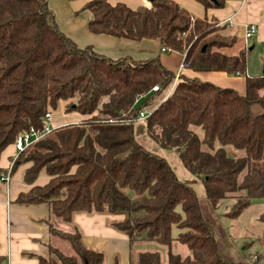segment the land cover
Segmentation results:
<instances>
[{
	"label": "trees",
	"instance_id": "obj_1",
	"mask_svg": "<svg viewBox=\"0 0 264 264\" xmlns=\"http://www.w3.org/2000/svg\"><path fill=\"white\" fill-rule=\"evenodd\" d=\"M48 1L0 0V154L30 126L41 130L45 113L56 111L60 102L62 111L81 117L57 123L18 152L10 168L13 174L30 163L21 177L31 189L19 192L13 202L49 210L40 220L46 237L38 242L54 259L36 255L39 263H104V253L84 243L74 222V214L82 212L123 215L108 218L106 225L126 234L131 248L137 241L169 246L174 239L190 252H168L163 262L158 251H138L129 264H233L219 253L190 182L179 180L166 159L136 136L176 152L192 181H201L213 210L228 201L224 215L230 219L255 198L264 200V168L254 165L264 162V73L246 76L250 48L243 38L219 33L225 24L195 16L175 0H149V6L136 8L85 1L81 9L91 13L90 32L157 39L160 51L182 55L181 67L173 72L159 55L111 59L89 45L79 47L59 29ZM195 1L205 7L225 4ZM221 71L245 76V92L195 75ZM254 104L263 111L253 110ZM141 109L150 114L134 120ZM225 145L245 155L231 156ZM39 175L50 178L44 185L33 184ZM259 219L264 224V212ZM55 220L67 228H58ZM172 226L180 230L175 238ZM58 241L71 253H62ZM0 264H5L1 254Z\"/></svg>",
	"mask_w": 264,
	"mask_h": 264
},
{
	"label": "crops",
	"instance_id": "obj_2",
	"mask_svg": "<svg viewBox=\"0 0 264 264\" xmlns=\"http://www.w3.org/2000/svg\"><path fill=\"white\" fill-rule=\"evenodd\" d=\"M85 1L87 0L48 1L49 8L55 11V22L59 29L73 39L79 47L89 45L94 51L103 53L111 59L126 56L143 59L159 55L161 64H164L169 70L177 72L181 67L182 55L177 51H160L157 39L130 40L90 32L87 24L91 13L89 10L81 9ZM108 1L110 4L123 2L132 8L149 6V0ZM175 1L195 16L217 19L219 23L225 24V28L222 30L228 34L237 33L241 37L245 25L255 24L256 32L250 37L253 39V44L249 48L250 50L255 46L264 48V0H224L225 4L219 7H205L195 0ZM259 56L262 58V54ZM259 61L261 62V59ZM258 68L253 65L247 66L246 76L263 74L262 69ZM183 71L188 75L193 73L192 71ZM195 75L220 87H230L241 94L245 92V76L230 75L222 71L196 72ZM16 154L13 144H9L1 151L0 177L7 170L10 162L16 158ZM29 165L30 163L19 165L17 171L10 174L8 181L0 180V254L4 257L5 264H40L36 255H42L43 250L46 249L44 243L41 244L38 239L46 237L45 224L40 220L47 217L48 207L45 205L23 206L13 202L19 192L31 189V185L24 183L21 177V171ZM49 178V175H39L33 184L44 185ZM263 201V199L255 198L250 205L260 204ZM120 216L100 213L88 215L77 212L74 214V222L82 230L83 241L88 247L102 251L104 255L109 254V256L117 252L119 264H129L131 247L127 235L106 225L108 218L115 219ZM65 228L67 227L65 226ZM104 263L106 262L104 261Z\"/></svg>",
	"mask_w": 264,
	"mask_h": 264
},
{
	"label": "rangeland",
	"instance_id": "obj_3",
	"mask_svg": "<svg viewBox=\"0 0 264 264\" xmlns=\"http://www.w3.org/2000/svg\"><path fill=\"white\" fill-rule=\"evenodd\" d=\"M53 10V9H52ZM54 14L55 11L53 10ZM219 33L229 35L225 33L222 29H220ZM245 44H247L248 48H251L253 44V39L246 40ZM262 54V58L259 55ZM261 59V62L259 61ZM264 48H260L258 46L253 47L248 54V66L253 65L259 67L258 69H263L264 64ZM158 100V99H157ZM63 102H60L59 108L56 111H52V122H72L74 120H79L81 117L77 113L67 114L63 110ZM252 109L255 111H263L261 107L257 104L252 106ZM68 122V123H69ZM200 133V130H197ZM136 139L145 146L148 150H151L153 153L163 157L166 159L168 165L174 171L176 177L182 181H188L192 185L194 193L198 196L199 200V210L202 212L203 218L205 221L209 223L210 226L213 227L215 240H217L219 253L228 261H231L233 264H264V224L260 221L259 215L264 212V201L260 204L250 205L244 209V211L240 214L239 217L235 219H230L228 216H225L226 203L225 201L218 208L212 209L209 201L204 196L203 187L201 181H192L194 177L187 170L186 167L183 166L180 158L177 153L172 149L160 148L155 142L142 134H138ZM225 150L234 157H239L245 155V151L243 149H236L233 146L225 145ZM254 165L258 167L264 168L263 161H255ZM17 171V170H16ZM123 216V215H122ZM122 216L119 217L122 218ZM55 224L58 228L66 229L64 223H60L55 220ZM172 236H175L179 233V229L175 226H172ZM58 248L64 252L65 254L71 253V250L65 242L58 241ZM158 251L160 253V257H162V261H167L168 252H174L179 254L180 256L189 255L190 252L187 246L183 243H180L176 240H172V243L168 246L161 245L156 242H134L131 248V254L129 258L135 261L136 254L138 251ZM48 252L44 249L42 256L54 259V254L50 253L48 256ZM120 254V253H119ZM260 254V257L257 256ZM117 252L115 254H105L104 261L108 264H113V262L119 258L117 257ZM111 257V258H110ZM259 257V259H258ZM109 259L110 263H109ZM108 261V262H107ZM103 263V264H106Z\"/></svg>",
	"mask_w": 264,
	"mask_h": 264
},
{
	"label": "built area",
	"instance_id": "obj_4",
	"mask_svg": "<svg viewBox=\"0 0 264 264\" xmlns=\"http://www.w3.org/2000/svg\"><path fill=\"white\" fill-rule=\"evenodd\" d=\"M256 26L253 23H249L248 25L244 26L243 29V33L241 35V37L243 38L244 41L249 40L250 37H252L254 35V33L256 32ZM162 50L165 51V49L162 48ZM176 79L173 81V83L171 84L170 88L168 89V91H170L175 83H176ZM153 91L158 90L157 86H153L152 87ZM150 114V111H146L145 109H141L139 110L136 115L134 116V120L136 121H142L144 120L148 115ZM44 123H43V128L41 130L36 129L33 126H30V129L27 131H24L22 133H20L19 135L16 136L13 145L15 147L16 152H20L22 150H24L25 148H27L28 146H30L32 143H34L36 140L40 139L41 137L45 136V134H48L49 132H51L53 129H55L56 127H59L58 125L54 124L51 120H52V113L50 111H47L44 115ZM13 163L10 162V165L7 167V170L1 174L0 180L2 181H8L9 177H10V168L11 165Z\"/></svg>",
	"mask_w": 264,
	"mask_h": 264
},
{
	"label": "water",
	"instance_id": "obj_5",
	"mask_svg": "<svg viewBox=\"0 0 264 264\" xmlns=\"http://www.w3.org/2000/svg\"><path fill=\"white\" fill-rule=\"evenodd\" d=\"M213 1H214V0H213ZM262 72L264 73V66H263Z\"/></svg>",
	"mask_w": 264,
	"mask_h": 264
}]
</instances>
